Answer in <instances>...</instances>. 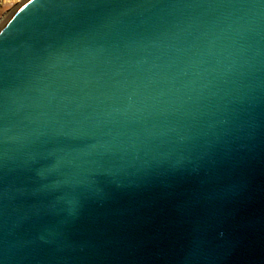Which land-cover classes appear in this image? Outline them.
Listing matches in <instances>:
<instances>
[{
    "label": "water",
    "instance_id": "1",
    "mask_svg": "<svg viewBox=\"0 0 264 264\" xmlns=\"http://www.w3.org/2000/svg\"><path fill=\"white\" fill-rule=\"evenodd\" d=\"M0 264H264V0L21 2Z\"/></svg>",
    "mask_w": 264,
    "mask_h": 264
},
{
    "label": "rangeland",
    "instance_id": "2",
    "mask_svg": "<svg viewBox=\"0 0 264 264\" xmlns=\"http://www.w3.org/2000/svg\"><path fill=\"white\" fill-rule=\"evenodd\" d=\"M24 0H0V27Z\"/></svg>",
    "mask_w": 264,
    "mask_h": 264
}]
</instances>
